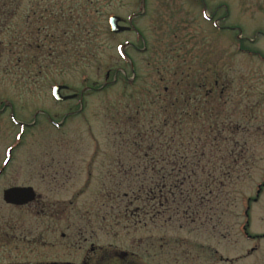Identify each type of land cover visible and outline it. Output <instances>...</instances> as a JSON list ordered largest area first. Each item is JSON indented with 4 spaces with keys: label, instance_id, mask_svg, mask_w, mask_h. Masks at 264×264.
Returning a JSON list of instances; mask_svg holds the SVG:
<instances>
[{
    "label": "rangeland",
    "instance_id": "obj_1",
    "mask_svg": "<svg viewBox=\"0 0 264 264\" xmlns=\"http://www.w3.org/2000/svg\"><path fill=\"white\" fill-rule=\"evenodd\" d=\"M110 16L130 30L110 32ZM58 85L76 97L56 100ZM155 114L184 118V148L194 136L199 151L223 118L246 143L244 175L199 214L151 199L143 216L123 198L138 163L124 133ZM14 186L36 200L6 206ZM6 231L15 248L0 244V264H79L84 237L90 264H264V0H0L1 239ZM36 231L43 245L31 255Z\"/></svg>",
    "mask_w": 264,
    "mask_h": 264
},
{
    "label": "trees",
    "instance_id": "obj_2",
    "mask_svg": "<svg viewBox=\"0 0 264 264\" xmlns=\"http://www.w3.org/2000/svg\"><path fill=\"white\" fill-rule=\"evenodd\" d=\"M159 115L161 114L149 116L147 123H140L139 117L136 119L134 117L129 128L133 131L132 137L127 138L124 133V141H129L131 144L132 153L138 163L129 169L137 183L127 180L129 184L127 190H124L123 198L134 199L143 216L150 213L151 199L158 200L157 204L161 206H173L176 212L182 210L187 215L199 214L200 208L203 211L204 205L213 202L217 195L213 194L214 189L221 192L223 187L228 186V182H235L244 175L247 165L243 163L247 160L246 143L235 140L233 137L235 132L228 123L227 126L225 125L228 121L223 118L216 123L210 133H207L209 137H205L206 140L201 143L199 151L194 148L196 145L194 136L190 137L191 142L187 148H184L180 143L184 140V135L181 133L184 118L177 114L178 120L170 121L168 117L160 119ZM167 140L176 143L174 148L167 147L165 150ZM224 144H226L225 149H222ZM238 149H241L239 153H237ZM164 151H171L167 157L168 161H165ZM205 156L207 161L204 163ZM150 164H153V168L157 164L161 173L153 184L148 183L146 181L148 179L145 178ZM198 170L200 173L197 175ZM155 190L158 192L157 199L155 196L150 197ZM204 210L208 211V209ZM194 221L192 223H195Z\"/></svg>",
    "mask_w": 264,
    "mask_h": 264
},
{
    "label": "flooded vegetation",
    "instance_id": "obj_3",
    "mask_svg": "<svg viewBox=\"0 0 264 264\" xmlns=\"http://www.w3.org/2000/svg\"><path fill=\"white\" fill-rule=\"evenodd\" d=\"M14 187H18V186H14ZM36 198H37V195L35 193L34 199L30 203H27V204H24V205H12V204H8V203L4 202L3 193H2V200H3L4 204L6 206H8V207H13V208H18V209L19 208H23V207H27L28 205L33 203L36 200ZM4 226L7 227L8 225H4ZM47 231L48 230H46L45 232H47ZM37 233L39 235L30 236V239H28L27 242H26L27 243V247H28V251H29V253L31 255H34L36 253V249H40L42 247V245H43L42 244L43 236L40 234V232H37ZM51 233H55V232L51 230ZM10 234L11 233L9 231H6L5 236L2 239L0 238V244L1 243L4 244L1 247L5 248L4 250L7 251V254H10L8 251H11L12 249L15 248V243L13 242L14 238ZM66 236L67 235H65L64 232L61 233V237L62 238H65ZM70 238H69V240H70ZM87 241H88V238L84 237L83 243L86 242L85 246H87V255L84 253V247H83V258H82V260L80 261L79 264H90L89 255L91 253V250H93V248H91V244L89 243V241L88 242ZM69 243L70 242H68L67 249H68V251H72L73 252L74 251V245H73V243H70V244ZM47 245H49V244H45V246H47ZM53 246H56V245H54V244L53 245H49L50 248H52ZM6 264H44V263L42 262V260H37V261H35V263H31V262H28V261H25L23 263H11V261H8ZM46 264H76V263L74 261H72V262L67 261V262H60V263L50 262V263H46Z\"/></svg>",
    "mask_w": 264,
    "mask_h": 264
},
{
    "label": "water",
    "instance_id": "obj_4",
    "mask_svg": "<svg viewBox=\"0 0 264 264\" xmlns=\"http://www.w3.org/2000/svg\"><path fill=\"white\" fill-rule=\"evenodd\" d=\"M121 19L118 16H111L108 20L109 30L112 33L118 34L125 31H129L130 27L120 25ZM66 89L65 86H55L52 91L53 97L58 101H65L72 99L76 94L62 95L61 90ZM35 196V192L32 187H10L3 191V200L5 203L12 205H24L30 203Z\"/></svg>",
    "mask_w": 264,
    "mask_h": 264
}]
</instances>
